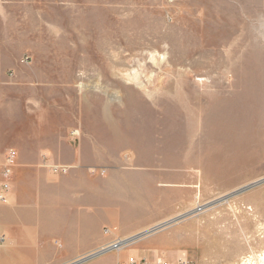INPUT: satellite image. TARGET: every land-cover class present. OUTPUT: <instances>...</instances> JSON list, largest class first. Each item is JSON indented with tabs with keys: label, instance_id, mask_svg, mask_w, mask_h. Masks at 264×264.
<instances>
[{
	"label": "rangeland",
	"instance_id": "374dc122",
	"mask_svg": "<svg viewBox=\"0 0 264 264\" xmlns=\"http://www.w3.org/2000/svg\"><path fill=\"white\" fill-rule=\"evenodd\" d=\"M59 137L74 151L41 147V166L105 184L106 240L53 264H255L264 0H0V206L21 149Z\"/></svg>",
	"mask_w": 264,
	"mask_h": 264
},
{
	"label": "crops",
	"instance_id": "0c3cea01",
	"mask_svg": "<svg viewBox=\"0 0 264 264\" xmlns=\"http://www.w3.org/2000/svg\"><path fill=\"white\" fill-rule=\"evenodd\" d=\"M33 141L28 158L21 149L12 184L13 204L0 206V235L6 236V243L0 246V264H18L27 254L37 264L59 263L106 240L102 231L106 221L105 184L97 190L91 188L87 173H71L55 181L41 166V147L70 153L73 146L63 137L54 143L47 139L40 145L37 142L42 139ZM55 241L62 247L58 248ZM122 259L121 252L110 254L107 263L118 264Z\"/></svg>",
	"mask_w": 264,
	"mask_h": 264
},
{
	"label": "built area",
	"instance_id": "2783aa9c",
	"mask_svg": "<svg viewBox=\"0 0 264 264\" xmlns=\"http://www.w3.org/2000/svg\"><path fill=\"white\" fill-rule=\"evenodd\" d=\"M14 157H15V152H12V151L9 152L7 155L6 166L3 170V175H4V180H5V182L3 183V191H6L10 188V182L5 179V176L8 177L10 174V169L7 167L10 163L12 164L14 162V159H15ZM0 197L2 199L5 198L3 193H1ZM132 238H125V239L116 238L115 240H113V241L105 244L104 246H102L96 254H101V253L113 251V250H116V251L121 250V248H123L127 243H129L130 241L133 240ZM134 261H135L134 257H130L128 260V263H126V264H134ZM164 264H167V263H164Z\"/></svg>",
	"mask_w": 264,
	"mask_h": 264
},
{
	"label": "bare ground",
	"instance_id": "6f19581e",
	"mask_svg": "<svg viewBox=\"0 0 264 264\" xmlns=\"http://www.w3.org/2000/svg\"><path fill=\"white\" fill-rule=\"evenodd\" d=\"M133 239H134V237H133ZM255 264H264V251L262 253H260V255L257 257V259L255 260Z\"/></svg>",
	"mask_w": 264,
	"mask_h": 264
},
{
	"label": "water",
	"instance_id": "95a60500",
	"mask_svg": "<svg viewBox=\"0 0 264 264\" xmlns=\"http://www.w3.org/2000/svg\"><path fill=\"white\" fill-rule=\"evenodd\" d=\"M247 189V188H246Z\"/></svg>",
	"mask_w": 264,
	"mask_h": 264
}]
</instances>
